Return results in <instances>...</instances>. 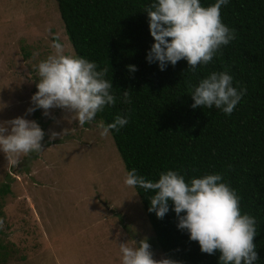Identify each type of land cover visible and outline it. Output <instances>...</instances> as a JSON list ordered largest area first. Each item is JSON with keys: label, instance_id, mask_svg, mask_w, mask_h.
Listing matches in <instances>:
<instances>
[{"label": "trees", "instance_id": "obj_1", "mask_svg": "<svg viewBox=\"0 0 264 264\" xmlns=\"http://www.w3.org/2000/svg\"><path fill=\"white\" fill-rule=\"evenodd\" d=\"M73 55L108 68L115 105L94 120L106 126L117 115L128 123L110 130L126 172L157 180L175 170L186 181L220 173L241 197L242 213L256 218L255 243L264 264V0H229L222 6L223 22L236 38L213 61L189 69L187 60L161 70L147 55L154 38L146 8L154 0H55ZM204 6L215 0H201ZM135 65V72L128 66ZM228 72L233 86L247 89L231 115L215 106L196 108L189 85L211 72ZM127 90L130 103L123 102ZM154 233L157 246L175 264H220V252L203 253L186 230L177 227L172 210L163 219L149 212L151 191L134 187ZM9 191L0 186V195Z\"/></svg>", "mask_w": 264, "mask_h": 264}, {"label": "rangeland", "instance_id": "obj_2", "mask_svg": "<svg viewBox=\"0 0 264 264\" xmlns=\"http://www.w3.org/2000/svg\"><path fill=\"white\" fill-rule=\"evenodd\" d=\"M57 34L73 55L55 0H0V122L26 116L46 133L44 150L18 162L0 151V186L9 187L0 195V264H121L120 243L142 239L166 259L100 122L80 127L61 109L26 113ZM53 131L61 135L50 139Z\"/></svg>", "mask_w": 264, "mask_h": 264}, {"label": "clouds", "instance_id": "obj_3", "mask_svg": "<svg viewBox=\"0 0 264 264\" xmlns=\"http://www.w3.org/2000/svg\"><path fill=\"white\" fill-rule=\"evenodd\" d=\"M229 0H215L204 6L201 0H154L145 11L149 17L150 33L154 43L148 52L149 63L158 62L165 70L170 63L175 66L180 60H187L189 69L195 71L201 65H208L236 38L235 29L229 28L222 18L221 9ZM52 52L41 60L36 68L39 81L31 97L32 106L26 113L43 109L45 116L52 109L70 113L71 121H78L83 127L91 124L97 114L106 106L115 105L118 97L113 93V82L106 79L108 68L98 70L95 61L68 54L59 34L51 44ZM129 71L137 70L135 65ZM247 89L233 86V76L228 72H211L201 79L197 86L189 85V94L196 108L222 110L231 115ZM123 102L130 103L127 90ZM128 123L126 117L117 115L106 126L101 122V137H107L110 130L120 131ZM45 131L36 120L18 116L0 122V151L9 162L13 157L40 153L44 150ZM61 133L51 132L50 139ZM220 173L192 177L175 170L161 172L155 181L138 175L136 169L129 171L124 184L151 191L149 212H155L163 219L170 211V202L177 218V227L190 234V240L197 241L203 253L214 255L220 252V264H255L259 259L255 237L256 218L242 213L241 197L229 184L222 182ZM0 219V228L3 227ZM121 264H175L170 259H154L147 239L138 246L120 243Z\"/></svg>", "mask_w": 264, "mask_h": 264}]
</instances>
